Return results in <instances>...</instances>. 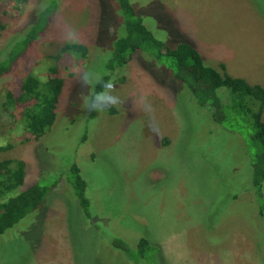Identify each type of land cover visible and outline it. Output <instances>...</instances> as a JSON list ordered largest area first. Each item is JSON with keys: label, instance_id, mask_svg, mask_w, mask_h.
Returning <instances> with one entry per match:
<instances>
[{"label": "rangeland", "instance_id": "rangeland-1", "mask_svg": "<svg viewBox=\"0 0 264 264\" xmlns=\"http://www.w3.org/2000/svg\"><path fill=\"white\" fill-rule=\"evenodd\" d=\"M129 2L167 47L190 44L207 66L264 89V0ZM45 3L56 6L48 27L0 79V147L9 146L0 161L28 170L3 201L31 183L48 194L0 235V264H264V182L256 193L246 132L198 105L181 81L196 75L185 67L176 73L138 51L110 69L125 35L118 0H0V60ZM71 43L86 56L62 53ZM53 70L62 80L56 117L35 142L7 94L28 74L45 85ZM73 164L86 209L67 183ZM141 238L150 245L142 260L133 257Z\"/></svg>", "mask_w": 264, "mask_h": 264}, {"label": "trees", "instance_id": "trees-1", "mask_svg": "<svg viewBox=\"0 0 264 264\" xmlns=\"http://www.w3.org/2000/svg\"><path fill=\"white\" fill-rule=\"evenodd\" d=\"M13 1L25 2V0ZM118 2L125 15V35L115 43L109 63L110 69L125 66L138 51H143L152 54L158 60H163L166 66L176 73L182 67L193 71L196 75L187 73L181 81L187 85L198 105L208 108L215 122L233 123L234 125L231 126L246 132L254 148L252 184L256 193L261 194L260 189L264 182V121L262 119L264 89L258 85H251L242 78L230 76L223 64L219 65L221 72L207 66L198 50L190 44L181 43L175 48L167 47L144 25L142 18L136 13L129 0H118ZM55 8V3H45L32 17L28 30L19 35L4 51L3 59L0 60V79L46 30ZM2 27L0 22V29ZM62 48V53L75 52L81 57H85L87 52L86 46L76 43L66 44ZM55 72L53 70L43 86L37 78L28 74L22 79L16 95L11 92L7 94L5 105L22 110L21 115L27 120V131L35 142L53 125L56 117L55 111L62 91V80ZM196 76L199 79L207 78V80L202 82ZM177 77L179 78V75ZM105 80L99 85H102ZM7 148L0 147V151ZM26 167L27 164L24 161H0V235L36 209L48 194V188L31 183L3 201L7 195L24 184L28 175ZM67 181L75 191L81 206L86 209L89 205L85 197L86 183L76 164L70 167ZM260 215L264 217V203L260 208ZM114 242L120 250H127L125 243L121 240H114ZM149 250L148 240L141 238L137 242L133 257L142 260Z\"/></svg>", "mask_w": 264, "mask_h": 264}]
</instances>
